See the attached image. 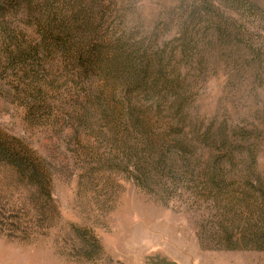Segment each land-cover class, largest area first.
I'll return each mask as SVG.
<instances>
[{
    "label": "rangeland",
    "instance_id": "374dc122",
    "mask_svg": "<svg viewBox=\"0 0 264 264\" xmlns=\"http://www.w3.org/2000/svg\"><path fill=\"white\" fill-rule=\"evenodd\" d=\"M216 1L0 0V264H264V0Z\"/></svg>",
    "mask_w": 264,
    "mask_h": 264
},
{
    "label": "trees",
    "instance_id": "16d2710c",
    "mask_svg": "<svg viewBox=\"0 0 264 264\" xmlns=\"http://www.w3.org/2000/svg\"><path fill=\"white\" fill-rule=\"evenodd\" d=\"M5 2V5H3V7L1 8V11L5 12L6 11V7H9L11 5L14 6V3L16 1H26V0H3ZM211 4H208V1L206 0V6L207 9L204 8V10L207 11L208 14H210L211 16H217L219 17V19H222V16L219 12V6H217L218 3L216 0H210ZM199 8L195 7L192 15H190V22L192 24H195L196 18L198 17V13H199ZM65 20L69 21L70 20V26H74V27H70L68 26H61L59 25L58 27H51V28H46L43 31V34L41 35V45H42V50L46 53V51H50L51 47L53 48H57L58 51L66 53L67 55H69V57L71 58V60L75 63H80V64H85L87 63V67L89 68L90 65L93 64H97V53L94 54V51H87L85 50V48L80 46V43L78 41V35L76 34V32H83L84 31V27L88 24V22L85 23H80V26H76L73 25L75 23H78L76 21H74L75 19L66 16L64 17ZM63 19V21H64ZM65 22V21H64ZM222 25H224L222 23ZM221 29L223 30L222 27H219L218 30L220 31V35L221 37H225V34L223 32H221ZM188 32V31H187ZM188 34V33H187ZM83 36V35H82ZM82 40H84V37H82ZM188 40V39H187ZM187 40L185 42H187ZM185 47V44L183 45ZM26 57L29 56V54H26V51L24 52ZM122 60V57H116L113 56V59H107L106 62H111V64L116 65V69L121 67V66H126ZM137 69H133V72L136 71ZM117 71L119 72V69H117ZM142 72V71H140ZM120 73V72H119ZM131 74V73H130ZM150 74V65H146V71H144V73H141L140 76L144 78V81L142 82V79H135L134 76L133 78H129V76L127 75V73L124 71L123 75L124 77H122V79H124V82H127L128 86H130L131 90L132 89H137V90H143V88H145L147 90V83L145 78L147 79L149 77ZM133 81V85H130V82ZM159 85H161V82H159ZM183 112H184V108H183ZM182 113V109L180 108L179 110H176V119H177V127H183L186 122H187V117H181L179 118V116ZM3 153L4 155L8 156H16L14 155V153L10 150V148L7 147H3Z\"/></svg>",
    "mask_w": 264,
    "mask_h": 264
}]
</instances>
